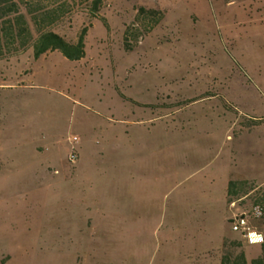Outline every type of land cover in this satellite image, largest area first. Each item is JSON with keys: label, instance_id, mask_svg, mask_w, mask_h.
<instances>
[{"label": "rangeland", "instance_id": "374dc122", "mask_svg": "<svg viewBox=\"0 0 264 264\" xmlns=\"http://www.w3.org/2000/svg\"><path fill=\"white\" fill-rule=\"evenodd\" d=\"M28 7L88 31L79 60L0 58V264H251L230 217L264 188V0H24L36 36Z\"/></svg>", "mask_w": 264, "mask_h": 264}, {"label": "trees", "instance_id": "16d2710c", "mask_svg": "<svg viewBox=\"0 0 264 264\" xmlns=\"http://www.w3.org/2000/svg\"><path fill=\"white\" fill-rule=\"evenodd\" d=\"M23 3L24 0H0V58L19 52L27 46L32 47L35 58L49 51H59L70 60H79L85 56V40L88 31L86 26L80 31L77 40L71 42L59 33L48 29L56 20L53 16L54 10H47L37 15L34 9L28 7L27 13L31 15L37 31L35 36L25 14L20 10ZM100 3L101 0H92L93 10L97 11ZM143 10V8L140 9V11ZM254 187V183L250 180L231 179L227 188L229 201H233L232 196H237L240 192H246ZM258 200L257 202L261 203L264 201V188ZM262 219L264 220V217ZM221 264H248V260L244 252H239L233 257L225 254ZM251 264H264V243L261 244V253L251 260Z\"/></svg>", "mask_w": 264, "mask_h": 264}, {"label": "built area", "instance_id": "2783aa9c", "mask_svg": "<svg viewBox=\"0 0 264 264\" xmlns=\"http://www.w3.org/2000/svg\"><path fill=\"white\" fill-rule=\"evenodd\" d=\"M77 159V154H71V160ZM234 206V201L231 202ZM264 217V205L261 202H256L250 212L234 213L230 217L232 230L239 232L244 238L245 243L248 244H263L264 233L252 225V219H262Z\"/></svg>", "mask_w": 264, "mask_h": 264}, {"label": "crops", "instance_id": "0c3cea01", "mask_svg": "<svg viewBox=\"0 0 264 264\" xmlns=\"http://www.w3.org/2000/svg\"><path fill=\"white\" fill-rule=\"evenodd\" d=\"M234 180H243V179H234ZM247 180H253V179H247ZM255 180V179H254ZM228 188V187H227ZM226 194H227V192H226Z\"/></svg>", "mask_w": 264, "mask_h": 264}]
</instances>
